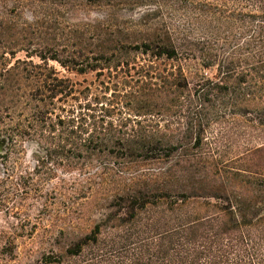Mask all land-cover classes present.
Wrapping results in <instances>:
<instances>
[{"label": "trees", "instance_id": "trees-1", "mask_svg": "<svg viewBox=\"0 0 264 264\" xmlns=\"http://www.w3.org/2000/svg\"><path fill=\"white\" fill-rule=\"evenodd\" d=\"M86 1L131 10L146 5L141 18L152 36L134 45L116 32L91 58L53 56L79 74L109 68L126 69V76L110 97L108 82L97 92L87 87L66 110L76 86L54 71L42 74L28 117L17 119L18 135L46 144L43 161L106 153L124 165L177 160L178 168L118 191L114 210L87 235L37 264H264V0ZM197 53L216 79L194 80L181 68L159 71L161 60ZM133 54L151 58L137 77L129 74L137 66L129 62ZM129 84L137 91L119 88ZM221 106L246 117L260 141L233 162L204 147L205 127Z\"/></svg>", "mask_w": 264, "mask_h": 264}, {"label": "rangeland", "instance_id": "rangeland-1", "mask_svg": "<svg viewBox=\"0 0 264 264\" xmlns=\"http://www.w3.org/2000/svg\"><path fill=\"white\" fill-rule=\"evenodd\" d=\"M146 10V5L131 10L86 0H0V264H37L45 254L64 252L114 210L118 191L139 180L156 182L157 174L161 173V179L177 167V160L124 165L106 153L91 160L67 157L43 161L46 144L34 135L20 137L17 132V119L28 117L27 102L34 97L42 74L54 71L56 77L76 86L79 93L64 105L66 110L79 104L74 99L87 87L97 92L108 82L104 83L109 88L105 94L110 97L118 89L114 84L125 79L126 69L79 74L51 58H91L101 52L100 42L115 39L116 32L121 42L135 45L147 41L153 30L146 26V18H141ZM198 57L199 53L186 61L164 59L157 65L160 72L176 73L181 68L194 80L197 75L216 79V69H204ZM149 60L146 55H131L129 62L137 66L131 65L134 70L129 74L137 77L145 72L146 68H141ZM129 86L119 88L137 91V84ZM221 108L205 127L204 147L218 154V160L233 162L260 141L246 117L233 114L231 107ZM97 116L105 115L100 112ZM134 119L141 120L132 116Z\"/></svg>", "mask_w": 264, "mask_h": 264}]
</instances>
